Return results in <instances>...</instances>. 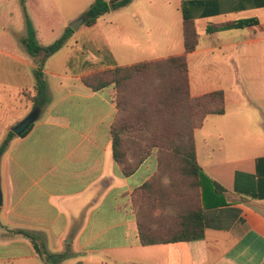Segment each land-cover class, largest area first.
Here are the masks:
<instances>
[{
  "label": "crops",
  "instance_id": "obj_1",
  "mask_svg": "<svg viewBox=\"0 0 264 264\" xmlns=\"http://www.w3.org/2000/svg\"><path fill=\"white\" fill-rule=\"evenodd\" d=\"M173 1L171 24H98L103 15L82 24L45 62L47 101L0 159V264H47L17 230L36 236L53 264H264V0L185 5L198 34L186 54L189 95L224 94V113L206 116L194 131L197 163L225 190L224 204L203 211L201 239L140 244L132 194L154 175L156 160L149 157L131 176L120 173L110 134L115 86L93 90L83 82L97 72L184 55L182 0ZM247 19L254 23L216 28ZM33 25L44 46L70 27ZM93 29L99 37L92 38ZM11 35L0 33V145L32 112L36 84L37 65L19 43L22 35H12L19 50Z\"/></svg>",
  "mask_w": 264,
  "mask_h": 264
},
{
  "label": "trees",
  "instance_id": "obj_2",
  "mask_svg": "<svg viewBox=\"0 0 264 264\" xmlns=\"http://www.w3.org/2000/svg\"><path fill=\"white\" fill-rule=\"evenodd\" d=\"M133 0H94L83 14L84 25L92 26L101 16L128 6ZM182 0L184 55L94 73L83 78L85 85L99 90L115 86L117 114L110 128L112 157L124 177L134 174L153 156L154 175L132 194L139 241L142 246L188 242L204 235L203 211L224 204L225 190L212 181L196 160L194 131L206 116L224 113L220 91L196 98L189 95L186 54L195 50L198 34ZM254 20H239L217 29L243 28ZM26 36L19 43L37 65L33 108L47 101L45 62L59 52L72 36L64 34L48 46L39 43L36 30L26 16ZM34 125V124H33ZM33 125L21 136L26 135ZM17 135L10 131L0 145V159ZM26 237L47 264L55 257L40 246L36 236Z\"/></svg>",
  "mask_w": 264,
  "mask_h": 264
},
{
  "label": "rangeland",
  "instance_id": "obj_3",
  "mask_svg": "<svg viewBox=\"0 0 264 264\" xmlns=\"http://www.w3.org/2000/svg\"><path fill=\"white\" fill-rule=\"evenodd\" d=\"M93 2L94 0H0V33L5 30L12 35H26L27 15L32 24L50 23L70 26L83 17L88 6ZM173 13H176L173 0H133L126 8L101 17L98 24H134L138 28L141 26L137 24H154L160 21L171 24L174 18L171 19L170 16ZM198 30L200 44H203L204 32L200 24ZM89 34L93 36L92 38L100 36L97 29H93ZM13 42L12 49L16 47L19 50L18 43L14 39ZM199 59L203 60L204 54L199 56ZM204 132L205 128L202 129V133Z\"/></svg>",
  "mask_w": 264,
  "mask_h": 264
},
{
  "label": "water",
  "instance_id": "obj_4",
  "mask_svg": "<svg viewBox=\"0 0 264 264\" xmlns=\"http://www.w3.org/2000/svg\"><path fill=\"white\" fill-rule=\"evenodd\" d=\"M85 18L81 17L75 22H73L70 27L73 31H76L82 24H84ZM40 114V109L35 108L32 110V112L24 119L22 120L17 126H15L12 131L17 135L21 136L24 134L38 119ZM2 205V192L0 188V206Z\"/></svg>",
  "mask_w": 264,
  "mask_h": 264
}]
</instances>
